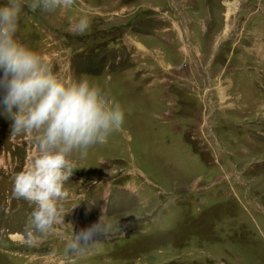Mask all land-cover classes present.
I'll return each instance as SVG.
<instances>
[{
	"label": "rangeland",
	"instance_id": "obj_1",
	"mask_svg": "<svg viewBox=\"0 0 264 264\" xmlns=\"http://www.w3.org/2000/svg\"><path fill=\"white\" fill-rule=\"evenodd\" d=\"M23 11L19 43L58 78L102 88L125 117L107 143L70 157L64 224L30 240L33 208L11 193L37 144L11 136L0 105V264H264V0ZM104 214L110 233L68 251L72 231Z\"/></svg>",
	"mask_w": 264,
	"mask_h": 264
},
{
	"label": "clouds",
	"instance_id": "obj_2",
	"mask_svg": "<svg viewBox=\"0 0 264 264\" xmlns=\"http://www.w3.org/2000/svg\"><path fill=\"white\" fill-rule=\"evenodd\" d=\"M74 0H5L0 5V105L9 115L12 135L33 137L38 154L13 177L12 198L33 208L25 231L30 240L47 235L54 225L64 224L65 210L59 203L68 197L66 182L74 172L73 154L85 158L95 145L107 143L122 130L121 105L86 78H58L49 64L16 38L19 20L38 9L54 12L69 8ZM78 31L89 27L81 17ZM17 111H13V109ZM104 215L87 229L71 233L66 247L73 254L88 250L97 235L110 233Z\"/></svg>",
	"mask_w": 264,
	"mask_h": 264
}]
</instances>
